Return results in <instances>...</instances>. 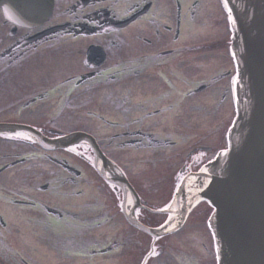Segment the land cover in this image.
<instances>
[{
  "label": "flooded vegetation",
  "instance_id": "obj_1",
  "mask_svg": "<svg viewBox=\"0 0 264 264\" xmlns=\"http://www.w3.org/2000/svg\"><path fill=\"white\" fill-rule=\"evenodd\" d=\"M52 2L50 17L30 25L6 19L0 9V124L28 126L50 142L75 132L65 130L79 112L74 105L91 94L90 106L97 109L84 118L98 120L102 134L76 132L93 138L113 168L106 171L108 177L122 171L110 151L152 154L177 145L194 151L176 171L173 190L184 174L198 170L225 146L234 115L230 81L235 67L220 0ZM219 26L227 34L224 46L199 48L202 54L188 63L199 74L187 77L180 67L183 53L206 39L198 36L202 30ZM165 113L172 122L198 125L204 135L173 131L164 125ZM218 130L220 147L202 144V138ZM193 144L195 149H190ZM60 145L43 148L23 130L0 131V252L19 247L16 238L7 240L4 233H20L17 226L11 229L10 219L27 222L31 231L25 226L26 233L36 243L49 253L62 251L66 260L91 261L130 247L131 239L120 229L119 238L92 239L93 229L110 219L98 213L102 202L98 192L92 193L94 183L119 200L120 217L122 191L102 179L86 140ZM18 172L34 175L18 183ZM196 209L201 216L210 210L206 204ZM15 254L24 264L36 262ZM6 257L0 254V264H6Z\"/></svg>",
  "mask_w": 264,
  "mask_h": 264
},
{
  "label": "water",
  "instance_id": "obj_2",
  "mask_svg": "<svg viewBox=\"0 0 264 264\" xmlns=\"http://www.w3.org/2000/svg\"><path fill=\"white\" fill-rule=\"evenodd\" d=\"M225 6V0H222ZM11 17L26 20L45 18L51 0H0ZM231 15L232 55L237 65L233 82L236 116L228 137V149L199 173L180 184L165 212L170 218L153 229L135 220L134 227L159 237L176 231L188 211L201 199L214 208L209 220L216 249V264H264V0H227ZM33 133L42 146L45 140L25 126L0 125ZM72 144L85 139L94 153L96 145L80 133L67 136ZM96 154V158H97ZM124 194L136 200L133 189L118 180Z\"/></svg>",
  "mask_w": 264,
  "mask_h": 264
},
{
  "label": "rangeland",
  "instance_id": "obj_3",
  "mask_svg": "<svg viewBox=\"0 0 264 264\" xmlns=\"http://www.w3.org/2000/svg\"><path fill=\"white\" fill-rule=\"evenodd\" d=\"M224 31L225 30L221 26L216 28H205L198 36L206 39H203L202 42H193V44L201 45L186 49L183 53L184 61L180 67L183 68L184 74H186L187 77H194L199 74L197 67H189L188 63H190L191 59H197L198 57H196V55L202 54L201 48H211L219 45L222 48L224 46L225 42H223V39L226 38L227 35ZM205 42L207 44H205ZM220 56L222 55L218 54L217 57ZM205 61L206 60H203L201 62L203 63ZM90 95L84 98L82 97L81 100L79 97V102L74 105V110H79L80 113L76 112L75 116L67 123L65 127L66 133L86 129L97 137L102 134L98 129V125H101L98 120L93 117L84 118L87 111H95L97 109L96 107L90 106V98H92ZM167 114L169 113L162 115L165 118L164 125L176 128L173 131L178 132L179 129H181L185 132H194L204 135L203 131H200L198 125L185 124L181 121L177 123V120L176 122H172L173 119ZM170 122L172 124H170ZM225 124L226 123H223L222 128ZM219 132H221V130H218L212 136L208 135L202 138V144L215 146L217 148L220 147L223 144V140ZM6 146L9 147L8 144ZM190 149H195L194 144L190 146ZM189 153L193 154L194 151L187 150L181 145H177L165 151H157L152 154H147L145 151H127L126 153L125 151L108 152L113 161L121 166L120 168L123 174H125L126 178L131 182L139 194L140 200L151 209L166 207L165 205L170 202L173 194L172 185L174 183V175L181 164L184 162L188 163V158L190 157ZM70 161L74 163L72 158ZM76 163L74 164L77 165ZM88 172L91 178H94L91 175V171ZM8 173H12V170L4 174L8 175ZM27 175H34V172H18L15 177L18 183H22V181L26 180ZM0 178L2 179V176H0ZM94 185H96L97 188H93L92 193L98 195L96 193L98 192L99 195L97 197L102 202L98 213L99 215L107 214L111 220L109 219V221L93 229L92 239L101 241L102 238L111 239L118 237L117 234L120 229L124 234L127 233L126 237L131 239L130 247L125 250L122 249L116 254L113 253L106 256L95 257L91 261L83 262L75 258L66 260L63 258L64 255L62 251L56 250L53 251V253H49L42 248L43 245L36 243L33 237L26 233L25 226L28 227L29 233L31 231L27 222L23 220H12L8 216L6 221L10 219L9 223L12 224L11 229L17 226L20 228V233L12 231L10 234V231L8 233L6 230L4 231L7 240H9L11 236L14 237L18 240L14 244L19 246L15 249V252H6L3 250L0 252V254H7L9 256V259L6 257L8 261H5L6 264H24L15 253H20L23 257L28 259V261L31 258L35 259L36 262L32 264H194V261L195 264L214 263V258L210 250H205V248H203V245L209 249L212 247L210 234L207 231L206 224H204V220L207 216H201L196 210L187 218L185 224H183V227L177 233L153 239L149 235L142 234L140 231L126 224L118 213L120 206L119 200L114 199V195L111 196L109 193L103 192L102 189L99 188L97 182H95ZM16 186L17 184L15 187ZM73 202L80 203L81 200L76 199V201ZM61 204L63 203H59V205ZM125 206H127V201L125 202ZM134 215L141 222L145 224L149 223L150 225H156L160 217L159 215H155L159 216L155 217L152 213L143 209H137ZM95 235L99 238L96 239ZM121 238H123V236H121Z\"/></svg>",
  "mask_w": 264,
  "mask_h": 264
},
{
  "label": "snow or ice",
  "instance_id": "obj_4",
  "mask_svg": "<svg viewBox=\"0 0 264 264\" xmlns=\"http://www.w3.org/2000/svg\"><path fill=\"white\" fill-rule=\"evenodd\" d=\"M225 6H227V0H225ZM229 19L231 20V15H229Z\"/></svg>",
  "mask_w": 264,
  "mask_h": 264
},
{
  "label": "bare ground",
  "instance_id": "obj_5",
  "mask_svg": "<svg viewBox=\"0 0 264 264\" xmlns=\"http://www.w3.org/2000/svg\"><path fill=\"white\" fill-rule=\"evenodd\" d=\"M33 3H35V2H39V0H31Z\"/></svg>",
  "mask_w": 264,
  "mask_h": 264
}]
</instances>
